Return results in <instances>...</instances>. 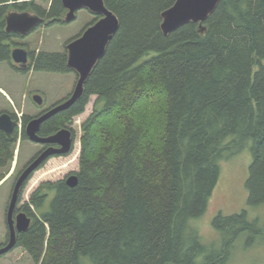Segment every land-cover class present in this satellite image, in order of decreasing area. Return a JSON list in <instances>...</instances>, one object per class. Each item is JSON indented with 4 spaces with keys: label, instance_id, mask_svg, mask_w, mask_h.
I'll return each instance as SVG.
<instances>
[{
    "label": "trees",
    "instance_id": "16d2710c",
    "mask_svg": "<svg viewBox=\"0 0 264 264\" xmlns=\"http://www.w3.org/2000/svg\"><path fill=\"white\" fill-rule=\"evenodd\" d=\"M174 1L105 0L120 28L84 96L41 128L48 134L67 125L96 96L82 124L78 184L43 182L21 208L33 222L15 248L24 247L35 264H230L235 240L259 233L247 210L220 213L213 224L224 239L215 248L191 221L208 209L221 160L248 142V206L264 204V0H221L206 32L188 23L166 36L161 12ZM10 9H30L50 23H63L66 12L62 0L48 8L0 0V61L11 54L2 42ZM34 68L73 72L66 49L40 51ZM22 120L25 141L30 118ZM13 135L0 129V171L15 160L19 131Z\"/></svg>",
    "mask_w": 264,
    "mask_h": 264
},
{
    "label": "rangeland",
    "instance_id": "374dc122",
    "mask_svg": "<svg viewBox=\"0 0 264 264\" xmlns=\"http://www.w3.org/2000/svg\"><path fill=\"white\" fill-rule=\"evenodd\" d=\"M50 1L37 0L46 8L49 7ZM27 11L34 12L30 9ZM94 18L95 15L87 9H80L74 21L50 23L48 20V25H43L28 35L25 41L35 50L64 52L67 43L78 36ZM76 81L75 72L17 71L11 67L8 60L0 61V114L7 111L18 116L19 126L17 130L20 136L12 166L0 171V244H5L8 240L6 212L14 183L20 171L40 149L39 144L29 139L21 140L22 118L23 116L32 118L42 109L63 100L73 91ZM35 92L43 95L46 100L43 106H39L33 100ZM95 100L96 96L92 95L84 111L73 117L72 124L76 130L74 149L67 155L49 159L32 175L21 195L19 209L30 201L32 193L41 183L62 180L69 173L79 170L82 124L93 111ZM252 161L250 142L239 153L230 158L222 159L220 178L209 200L208 209L202 216L191 221V225L200 233L202 242L205 245L214 244V247L218 248L221 246L224 237L221 231L215 228L213 221L220 213L232 215L247 210L250 220H257L259 233L249 237L247 235L239 236L231 246L230 254L228 253L230 264H264V204L250 207L247 202L246 182ZM17 164L19 168L18 171H15ZM30 208L33 213L40 216V212L33 205H30ZM85 262L86 264H93L88 258L85 259ZM0 264L35 263L24 247H16L9 253L0 256Z\"/></svg>",
    "mask_w": 264,
    "mask_h": 264
},
{
    "label": "water",
    "instance_id": "95a60500",
    "mask_svg": "<svg viewBox=\"0 0 264 264\" xmlns=\"http://www.w3.org/2000/svg\"><path fill=\"white\" fill-rule=\"evenodd\" d=\"M221 0H175V2L161 13V30L168 36L173 31L188 23L199 25V31L207 30L205 22L215 12ZM66 10L62 20L65 23L74 21L80 9H87L98 16L97 20L88 25L78 36L71 39L67 45V65L76 73L77 81L68 98L61 100L48 108L39 116L30 118L26 123L25 132L28 139L37 144L61 143V148L50 146L35 155L20 171L10 196L6 212V223L8 226V240L0 246V256L12 251L17 245L18 233L30 229L33 217L23 209H19L20 195L24 185L31 179L32 175L40 169L44 163L56 154L69 153L73 145L72 131L63 127L57 132L43 136L40 130L45 121L54 115L69 109L85 94L86 83L99 60L106 54L107 46L120 28L118 15L110 9L105 0H62ZM8 32H19L23 35L29 34L33 29L45 22V18L37 13L27 10L18 11L10 9L5 15ZM12 59L26 67L28 65V50L16 47L11 53ZM33 100L42 105L44 102L40 94H35ZM19 125L9 112L0 114V129L9 140L14 137V132ZM79 182L78 175L72 173L66 177V184L75 187ZM166 264H176L167 262Z\"/></svg>",
    "mask_w": 264,
    "mask_h": 264
},
{
    "label": "flooded vegetation",
    "instance_id": "af4514ba",
    "mask_svg": "<svg viewBox=\"0 0 264 264\" xmlns=\"http://www.w3.org/2000/svg\"><path fill=\"white\" fill-rule=\"evenodd\" d=\"M38 14V13H37ZM40 15V14H39ZM40 16H42V15H40ZM42 17H44V16H42ZM95 17L96 18H99L98 16H96L95 15ZM45 18V22H43V23H41L39 26H37L35 29H33L29 34H26V35H23V34H21V33H19V32H14V31H10V32H8L7 30H6V27H7V23H4V25H3V31H4V33H5V35H6V37H4L3 38V40H2V42L4 43V44H6V45H8L9 46V48H10V50H11V53H12V50L14 49V48H16V47H22V48H25L26 50H28V56H29V60H28V65L26 66V67H21V65L19 64V63H16L13 59H12V57H11V54H10V58H9V62H10V65H11V67L12 68H14L15 70H17V71H31V70H35V68H34V58L39 54V50H35V49H32V47L30 46V44L29 43H27L26 41H25V39L27 38V36L28 35H30L31 33H33V32H35L37 29H39L40 27H42L43 25H48V23H47V21H48V19L46 18V17H44ZM97 20V19H96ZM0 39H1V34H0ZM35 94H39V93H37V92H35L34 93V95ZM71 94V93H70ZM70 94L67 96V97H65V98H68L69 96H70ZM33 95V96H34ZM41 95V94H40ZM42 97H43V95H41ZM64 98V99H65ZM43 99H44V97H43ZM46 102V100L44 99V102H43V104L41 105V106H43L44 105V103ZM60 102V101H59ZM58 103V102H57ZM56 104V103H55ZM54 105V104H53ZM53 105H51V106H53ZM40 106V105H39ZM50 106V107H51ZM50 107H48V108H50ZM48 108H46V109H42L36 116H39L40 114H42V113H44ZM4 112H7V111H4ZM3 113V112H2ZM13 116V115H12ZM35 117V116H34ZM14 118V117H13ZM17 120V119H16ZM73 123V119L72 120H70L69 121V123L67 124V125H63V126H61L60 128H58V129H56V130H54V131H51V132H49L48 134H43L42 132H41V130H40V134L41 135H43V136H46V135H50V134H53V133H55V132H57L59 129H61V128H63V127H67V128H69L71 131H72V136H73V145H72V149L70 150V152L74 149V147H75V144H76V130H75V128H74V125L72 124ZM42 128V127H41ZM37 144V143H36ZM40 145V149H39V151L37 152V154L39 153V152H41L42 150H44V149H46V148H48V147H50V146H54V147H56V148H61L62 147V144L61 143H53V144H50V143H46V144H39ZM69 152V153H70ZM36 154V155H37ZM68 153H64V154H56V155H54V156H52L51 158H53V157H61V156H64V155H67ZM51 158H49V159H51ZM48 159V160H49ZM47 160V161H48ZM46 161V162H47ZM45 162V163H46ZM44 163V164H45ZM75 171H73V172H71V173H69L68 175H70V174H72V173H74ZM67 175V176H68ZM66 176V177H67ZM66 177L64 178L65 180H66ZM248 197H249V192H248V190H247V199H248Z\"/></svg>",
    "mask_w": 264,
    "mask_h": 264
},
{
    "label": "bare ground",
    "instance_id": "6f19581e",
    "mask_svg": "<svg viewBox=\"0 0 264 264\" xmlns=\"http://www.w3.org/2000/svg\"><path fill=\"white\" fill-rule=\"evenodd\" d=\"M175 2V1H174ZM162 13V12H161Z\"/></svg>",
    "mask_w": 264,
    "mask_h": 264
}]
</instances>
